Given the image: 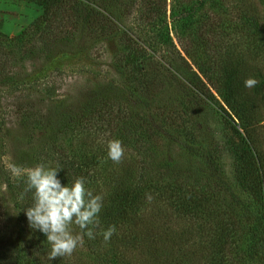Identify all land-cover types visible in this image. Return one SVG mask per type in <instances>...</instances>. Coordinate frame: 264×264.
I'll return each instance as SVG.
<instances>
[{"label": "rangeland", "instance_id": "obj_1", "mask_svg": "<svg viewBox=\"0 0 264 264\" xmlns=\"http://www.w3.org/2000/svg\"><path fill=\"white\" fill-rule=\"evenodd\" d=\"M212 1L215 0H191L188 5H183L165 0L163 13L150 19L144 16V1H135L122 17L116 11L108 13L97 8L109 20L102 30L99 27L90 36L82 35L76 47L59 48L49 59H26L15 64L11 71L15 82L0 86V253L14 251L18 227L26 239L30 238L28 233L31 228L28 229L25 209L34 203L33 191H24L27 173L31 169L40 164L59 168L57 163L61 161L68 169L69 161L74 166L80 165L88 170L89 175L84 178L87 189L93 194L94 190L106 194L113 184L111 178H103L109 166H114V173L120 174L126 166H134L141 160L140 151L135 149L136 144L128 142L126 138L131 137L128 130H134L138 134L151 136V142L153 136H159L150 146L156 159L191 168L196 166L200 154L209 146H224L222 143L225 141L233 146L241 161L237 173L236 160L227 151L222 149L219 161L222 164L221 174L230 179L232 195L242 198L241 206L232 205L237 214L235 218H244L243 221L241 219L242 227L224 214V207L210 194L193 192L195 195L189 198L192 201H188V190L191 192L189 188L193 189V182L196 184L198 181L196 179L174 185V189L169 192L164 188L149 189V192L147 187L141 188L143 190L140 196L137 193V197L149 204L143 205L140 210L147 214L155 204L160 206V210H167L166 213L170 214L169 224L174 226L182 223V220L180 229L186 227L193 230L192 234L196 238L192 243L204 246L211 243L214 246L216 243L217 247H221L219 256L223 264H263V257L259 259L255 255L254 242L264 236V222L253 229L249 237L247 230L253 224V216L247 210H240L243 205L252 202L249 197L253 195H249L248 191L257 178V175L249 173L247 153L234 133L235 129H240L234 119L226 116L221 99L214 91L211 93L219 104L207 95H198L188 84L189 69L178 55H183L176 39L179 26L184 24L195 28L212 21L216 12ZM226 1V8L223 7L221 13L217 11L220 18L225 16L228 20L232 19L234 26L228 29L225 42L228 45L236 43V52L242 54L249 64L264 70V59L261 58L264 44H253L255 32H248L238 25L241 18L252 17L256 22L255 31H259V37L262 35L264 41V0ZM83 3L85 6L86 2ZM42 11V7L27 0H0V32L9 40L23 37V40L32 43L39 33L31 27L41 17ZM124 33L129 38H124ZM12 43L15 46L18 44L16 41ZM125 47L134 49L128 57ZM138 47L143 52H139ZM94 92H100L98 98L106 99L108 103L104 105L99 100V111L97 109L87 114L83 105L89 102ZM104 94L105 98L102 99ZM82 111L84 118L78 123L75 118ZM23 113L30 118L21 119ZM248 115L246 117L253 122V141L264 149V104ZM62 116L67 122H61ZM128 120L132 128L126 126ZM240 134L243 136L242 131ZM116 139L122 142L125 150L120 163H114L107 155L108 142ZM244 142L247 143L246 140ZM28 150L35 151L42 160L50 153L51 159L55 160L32 162L26 158V154L22 155ZM58 150L65 153V157L57 159ZM249 151L253 156L250 148ZM9 182L10 189L7 186ZM199 182L194 189L201 190L200 185L204 184L205 187L211 180L200 178ZM13 192L19 195L14 197ZM174 193L179 198L176 201L179 202V212L172 205V201L175 205ZM202 197L207 198L203 200ZM191 203H197L195 217L183 212L185 206ZM261 213L264 216V210ZM175 217L180 218V221ZM71 228L74 235L81 234L75 224ZM202 228L204 232L201 235ZM216 233L219 235L215 236ZM89 245L83 243L70 257L65 256L64 259H75L81 255L85 262L95 261L93 257L96 255L87 252ZM100 245L99 241L95 250H100ZM43 246L49 256L51 245L46 235ZM13 251L7 255L12 257ZM217 256L213 254L205 257L203 263L220 264ZM249 256L255 260L247 258Z\"/></svg>", "mask_w": 264, "mask_h": 264}, {"label": "trees", "instance_id": "obj_2", "mask_svg": "<svg viewBox=\"0 0 264 264\" xmlns=\"http://www.w3.org/2000/svg\"><path fill=\"white\" fill-rule=\"evenodd\" d=\"M27 1L34 2L42 7L41 17L31 27L39 35L31 43L30 41L23 40V37L9 40L0 32V86L15 82L14 74L11 71L17 62L34 58L49 59L59 48L76 47L82 35L90 36L95 31V28L100 27V30H102L103 26L108 25L109 20L107 16H102L98 9L108 13L116 11L118 16L122 17L124 16L123 14L128 13L129 7H132L135 1L137 2V0ZM138 1H144L147 11V14L145 11L144 16L149 19L158 17L163 13L165 8V0ZM173 1L178 4L188 5L191 0ZM83 2H86L85 6ZM208 2L210 3V1ZM211 4L216 11L212 21L195 28L187 27L184 24L179 26V33L176 39L184 56L178 55L182 63L189 69L190 78L188 79V84L195 89L198 95H207L208 98L219 104L211 93V91H214L221 99L226 116L234 119L238 125V129L243 133L242 136L240 130H234V133L241 141L240 144L245 148L244 150L247 153L249 173L257 175L256 182L251 184V188L248 191L249 195H253L249 197L252 200V204L243 205L242 209H240L241 212L243 210L251 212L249 214L253 216V224L247 230L249 237H251L253 229L259 224L262 226L264 222V216L261 213L264 210V149H261L253 141V135L251 134L253 122L246 116H249L248 113L250 111L264 104V70L256 67L254 64H249L242 54L236 52L235 49L238 48L236 43L232 42L231 45H228L225 42L224 38L228 34V29L234 28V26L232 19L228 20L225 16L220 18L217 15V11L221 13L223 7L226 8L227 1L215 0ZM238 25H241L248 32H255L256 35L252 36L253 44L255 42L256 45L257 42L260 43L259 45L264 44L262 35L259 37V31H255L256 22L252 17L241 18L238 21ZM124 38H129V36L125 34ZM13 41L18 43L16 44L17 46L13 45ZM3 43L6 46V50L3 48ZM26 43L28 44L27 47ZM127 47L124 49H127ZM138 48L139 50L136 49L141 52L142 49ZM225 48L228 49L225 50ZM127 51L128 57L131 54L130 51H134V49L129 48ZM261 58L264 59V55ZM248 78H255L259 83L254 88L248 89L244 86V81ZM100 94V92H94L89 102L83 105L87 114L97 111V102L101 100L98 98ZM105 95L101 96L102 99L105 98ZM91 100H94V104H92L93 101L91 102ZM101 101L104 105L108 103L106 99ZM80 110L82 109L80 108ZM83 114L82 111L75 118L78 123L84 118ZM24 115L25 113H23L21 119L22 117L24 119L30 118V116ZM62 119L61 122H67L63 116ZM129 121L126 122V126H129ZM129 128H132V125ZM128 132V134H131V137L126 138L128 142L136 144L135 149L140 151L141 160L137 161L134 166H126V169L121 170L120 174L114 173V166H109L105 170L106 175L103 178H111L113 182L112 189L110 188L106 194H99V190H94L93 195H101L103 197V207L98 216L99 225L93 229L95 238L89 239L87 235H84V243L90 244L87 247V252L89 251L90 254L96 255L93 257L96 262H85L81 255L70 260L64 259V257L50 260L43 246L45 234L31 228V231L28 233L31 239L28 237L26 239L18 227V240L13 245L14 251H1L0 264H204L205 257L212 256L213 254L215 256L217 254L216 259L218 258L219 263L223 264L219 256L221 254V247H217L216 243H214V246L212 243L208 246H204L201 243H192L196 238L192 234L193 230L190 231L185 226V229H180V225H183L182 220V223L175 224L174 226L169 224L168 218L170 214L166 213L167 210H160V206L156 204V206L153 205V208L151 207L149 213L145 214L140 208L149 203L137 197V193L140 196L143 190L141 188L143 187H147L148 192L149 189L154 190L159 188L168 189L167 192H169L174 189V185L176 186L179 183L196 179L198 181L196 184L193 182V189L189 188L191 192L188 190L190 195L188 201H192L189 198L194 196L195 193L210 194L213 199L215 198L224 207V214L231 218V220H234L237 226L242 227L244 218L239 217L236 219L235 216L237 214L234 207H232V205L241 206V203H243L241 201L242 198L241 196L235 197L232 195L230 179L221 174L222 164L219 161L221 151H227L236 160L235 172L237 173V168L241 161L240 157L238 158L237 156V152L233 150V146L228 144L227 141L222 143L224 146L219 144L209 146L205 149L206 151L200 154L196 161V166L191 168L187 165L168 163L156 159L155 153L152 152L153 148H151V144H154L155 140H157L156 138H159V136H153L154 141L152 140L151 142L152 137L147 134H138L134 130H128ZM249 148L254 153L253 156ZM60 152L61 150L56 151V156L59 157L57 159L65 157V153ZM25 154L26 158L32 162L39 161L44 163L50 161L52 157L48 153L49 156L45 160H42L33 150L25 151L22 155ZM52 160L55 159L53 158ZM67 165L70 166L68 169L63 166L62 161L57 163V166L60 168L58 178L64 186L71 185L76 179L85 178L89 175L85 167L82 168L80 165L74 166L69 161ZM200 178L209 179L211 182L205 187L204 184L200 185L201 190H198V188L194 189L198 183L200 184ZM7 186L10 189L11 183L9 182ZM21 190L22 188H20ZM12 195L16 197L19 193L13 192ZM170 197L172 198V196ZM202 198L204 200L207 197ZM173 200H175V205L173 201L172 205L177 207V212H179L177 206L179 202H176L179 198L175 196V193ZM156 201L159 200L157 199ZM196 204L191 203L185 206L183 212L185 211L186 214L195 217V213L197 212ZM16 206L18 207V205ZM256 206H259V208ZM18 209H20V206ZM16 216L18 217L19 214ZM178 217L175 218L180 221ZM113 225L116 227V232L108 242H105L103 232ZM28 227L30 229L29 225ZM209 230L211 231V228ZM80 231L83 235L81 229ZM203 232L204 229L202 228L200 234L202 235ZM216 235L219 234L216 233ZM99 241L102 248L95 250L96 244L99 245ZM254 244L256 247L255 255H258L259 259L263 257L261 258V262L264 264V250L262 249L264 236L258 238ZM10 251H13L12 257L7 255ZM247 258L255 260L250 256Z\"/></svg>", "mask_w": 264, "mask_h": 264}, {"label": "clouds", "instance_id": "obj_3", "mask_svg": "<svg viewBox=\"0 0 264 264\" xmlns=\"http://www.w3.org/2000/svg\"><path fill=\"white\" fill-rule=\"evenodd\" d=\"M259 81L248 78L244 86L254 88ZM108 158L114 163H120L124 158V147L118 139L108 142ZM60 168L37 165L27 173L25 192L33 191L34 203L25 209L29 226L39 230L47 237L51 245L49 259L71 256L78 246H83L84 235L95 238L93 229L99 225V213L103 207V197L93 195L86 188L83 177L76 179L71 185L64 186L58 178ZM149 200L151 197L149 196ZM75 224L82 232L73 234L71 226ZM86 230V231H85ZM116 232L115 225L103 232L105 242H108Z\"/></svg>", "mask_w": 264, "mask_h": 264}]
</instances>
